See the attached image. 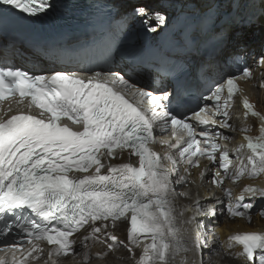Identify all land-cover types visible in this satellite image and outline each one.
Returning a JSON list of instances; mask_svg holds the SVG:
<instances>
[{
  "label": "snow or ice",
  "instance_id": "obj_1",
  "mask_svg": "<svg viewBox=\"0 0 264 264\" xmlns=\"http://www.w3.org/2000/svg\"><path fill=\"white\" fill-rule=\"evenodd\" d=\"M256 2L121 0L106 5L108 23L89 49L73 50L56 39L32 49L34 59L54 65L36 69L45 74L30 75L7 65L10 56L24 53L15 48L14 41L0 44V63L4 64L0 67V101L18 93V103L30 97L29 107L39 109L36 114L17 111L8 115L12 113L9 107L0 116V238H4L0 249L13 253L11 264H22L15 252L25 239L29 256L42 251L35 242L46 241L52 246L47 252L51 258L72 252L77 243L73 235L88 228L85 241L103 236L108 249L120 245L132 253L134 264H172L180 251L198 255L193 264H207L200 231L203 221L217 217L218 209L220 215L226 211L234 218L247 215L251 219L255 203L264 201V184L248 179L264 177V136L244 137L254 155L242 156L245 145L241 144L234 149L238 160L234 167L230 150L217 142L222 131L214 129L232 128L228 106L238 88L237 76L252 74L247 64L238 72L231 71L232 65L249 57L256 65L264 64V42L258 52L246 42V26L253 22L249 9ZM259 3L264 15V0ZM56 8L55 0H0V37L44 25V18ZM134 21L155 38L147 51L171 81H161L153 91L129 83L126 70L117 64V56L123 57L122 49L131 43L127 37ZM85 52L96 60L91 66L79 62ZM143 52L131 48L127 54ZM73 67L80 70L72 71ZM193 67L198 82L219 77L218 86L209 88L207 101L215 102L212 116L223 119L204 118L201 113L206 108L193 110L191 117L185 114ZM243 107L246 116L259 117L264 131V115L247 98ZM188 120L196 127L206 126L199 132L205 147L201 148ZM169 125L174 135L176 129H185L186 138L180 136L169 145L176 149L175 155L158 154L150 147L153 133ZM117 147L129 150V162H111ZM133 156L138 166L131 162ZM198 156L208 161L201 177L209 175L215 187H222L226 179L239 183L238 197L226 190L227 202L213 193L203 200L197 196L190 208L179 206L177 198L188 194L178 192L177 186L187 182L191 167L200 165ZM122 219L130 221V227L125 223L127 243L109 231ZM185 231L194 234L185 237ZM21 235L25 239L15 238ZM230 240L241 246L235 255L243 257V264H264V234L245 231ZM135 246L143 249L138 258ZM6 259L0 257V264H6ZM84 259H89L87 252Z\"/></svg>",
  "mask_w": 264,
  "mask_h": 264
},
{
  "label": "bare ground",
  "instance_id": "obj_2",
  "mask_svg": "<svg viewBox=\"0 0 264 264\" xmlns=\"http://www.w3.org/2000/svg\"><path fill=\"white\" fill-rule=\"evenodd\" d=\"M120 2L121 0H115L116 4ZM157 2L159 3L160 0H157ZM249 11L253 14V22L246 26V42L251 49L258 52L261 43L264 42V15H262V7L259 0H257ZM247 61L253 75L249 81L243 83L244 93L236 96L235 101L229 104L232 107H228L229 123L232 124L234 130L230 131L232 134L222 131L225 136L228 135L233 139L231 142L230 158L233 161L234 167H238V160L236 159L234 149L239 148L241 144L245 145L241 150L242 156L254 155L251 149H247L244 137L251 135L254 140H256L264 136V131H261L262 122L259 117H254L250 113L246 116V109L243 107V101L247 98L249 103L253 105L254 110L264 115V64H254L251 57H249ZM235 64L236 63L232 65L231 71H234ZM213 78L215 80L219 79L217 76ZM160 149H162L164 153H170L166 147H160ZM172 154L175 155L176 152H172ZM124 159H126L125 156L120 159H115L114 162L121 163ZM206 166H208V162H204L201 168H190L187 182L182 186H177L178 192L188 193L189 190L191 192L189 196H179L177 198L179 206L190 208L192 200L197 196L203 200L205 196H210L213 193L227 202V197L225 195L226 190H231L232 196L238 197L241 188L239 183H233L231 180L226 179L225 185L215 188V186L210 183L211 177L209 175L206 174L204 177H201L200 173ZM181 174H184L183 171H181ZM248 179H251L257 185L264 184V177H251ZM184 188H187L186 191H183ZM263 208L264 201L256 202L250 212L251 219H249L247 215L242 218H234L229 216L226 211L223 215H220L218 209L217 217L211 221H203V227L200 231L202 243H205L204 259L207 264H237V261L243 264V257H237L235 255L236 252L241 251L242 248L230 240V235L245 231H256L260 234H264V215H261ZM189 214L190 213H186V215ZM125 223L127 222L120 221L116 223L112 229L109 228V231L119 239H124L125 243H127ZM183 227L194 228L195 226L184 225ZM88 231H91V229L77 236V243L74 245V255L65 260L64 257L55 258L53 259L55 264H134L132 253L120 245L108 249L103 242V236H101L100 240L89 239L85 241L84 237L87 236ZM193 234L194 233L190 231L182 232V235L185 237ZM230 244L232 245L231 247H229ZM208 249L212 251L209 252ZM259 251L257 254H259ZM85 252H87L89 256L87 260L84 259ZM97 253H105V255H96ZM138 256L139 252L136 251V257L138 258ZM34 257H38V254L34 253L29 256L26 252L20 256V261L22 264H29L30 260ZM6 258V264H10L12 261L11 256H6ZM198 260L199 256H194L191 251L187 253L180 251V253L176 254L173 258L172 264H193L194 261L198 262ZM220 260L222 261L219 262ZM42 264H52V262L50 259H47V261H43Z\"/></svg>",
  "mask_w": 264,
  "mask_h": 264
},
{
  "label": "rangeland",
  "instance_id": "obj_3",
  "mask_svg": "<svg viewBox=\"0 0 264 264\" xmlns=\"http://www.w3.org/2000/svg\"><path fill=\"white\" fill-rule=\"evenodd\" d=\"M264 210V209H263ZM210 256V255H209ZM222 260H220L219 262H221Z\"/></svg>",
  "mask_w": 264,
  "mask_h": 264
}]
</instances>
